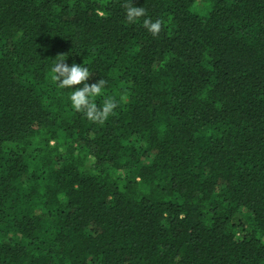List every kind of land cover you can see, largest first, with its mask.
<instances>
[{
  "label": "trees",
  "instance_id": "1",
  "mask_svg": "<svg viewBox=\"0 0 264 264\" xmlns=\"http://www.w3.org/2000/svg\"><path fill=\"white\" fill-rule=\"evenodd\" d=\"M125 2L0 0V264H264V0Z\"/></svg>",
  "mask_w": 264,
  "mask_h": 264
},
{
  "label": "clouds",
  "instance_id": "2",
  "mask_svg": "<svg viewBox=\"0 0 264 264\" xmlns=\"http://www.w3.org/2000/svg\"><path fill=\"white\" fill-rule=\"evenodd\" d=\"M126 11V19L129 23H135L140 18L146 17V9L144 7H136L132 0H126L122 5ZM143 27L147 29L154 37L157 36L164 26L162 19L144 18ZM65 55L60 54L56 57L54 66L51 69V79L59 88H71L73 86L83 85L72 90L70 94L71 106L76 112L83 113L86 118L93 123L104 124L105 121L113 114L118 107V101L114 96H106L101 105L95 102L96 97L103 95L108 81L99 79L95 83L89 84L87 81L92 75L87 66L73 63L69 66L65 62Z\"/></svg>",
  "mask_w": 264,
  "mask_h": 264
}]
</instances>
